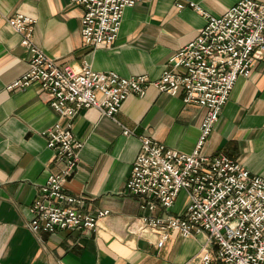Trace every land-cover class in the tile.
<instances>
[{
  "label": "crops",
  "instance_id": "crops-1",
  "mask_svg": "<svg viewBox=\"0 0 264 264\" xmlns=\"http://www.w3.org/2000/svg\"><path fill=\"white\" fill-rule=\"evenodd\" d=\"M238 1L142 0L125 9L114 44L94 47L83 41L80 5L70 0H0V264H197L207 241L205 233L183 237L173 232L159 248L156 235L126 230L145 213L142 199L125 188L141 137L190 154L207 112L199 104L185 103L183 92L172 96L154 86L143 97L129 96L113 117L90 107L75 118L74 134L83 146L65 186L85 198L89 211H109L96 229L39 235L30 229V206L48 176L61 167L47 147L46 134L59 115L39 83L8 89L29 69L30 60L9 19L19 13L33 18L34 42L58 65L78 68L87 63L96 71L157 79L207 22L190 2L219 16ZM125 129L132 134H124ZM201 151L225 154L264 178V61H256L248 77L238 78ZM187 202L181 192L172 212L183 213Z\"/></svg>",
  "mask_w": 264,
  "mask_h": 264
},
{
  "label": "built area",
  "instance_id": "built-area-1",
  "mask_svg": "<svg viewBox=\"0 0 264 264\" xmlns=\"http://www.w3.org/2000/svg\"><path fill=\"white\" fill-rule=\"evenodd\" d=\"M70 1L83 9L84 43L108 47L118 37L125 9L142 0ZM189 6L205 15L207 22L169 59L157 79L96 71L87 63L78 68L58 65L34 42L33 18L19 13L9 19L30 60L29 69L8 89L25 90L39 83L59 115L46 134L47 147L55 151L61 167L48 176L30 206L28 225L34 233L93 231L109 214L108 210L89 211L85 198L65 186L83 146L74 134L75 118L90 107L113 117L129 96L143 97L154 86L172 96L183 92L185 103L199 104L207 112L198 145L190 154L151 136L141 137L125 188L142 199L145 213L128 223L126 230L156 235L159 248L173 232L183 237L205 233L207 241L197 264H264V178L225 154L201 151L238 78L248 77L255 62L264 61V1L240 0L219 16L194 2ZM124 134L132 131L125 129ZM181 192L188 202L183 213L175 214L172 208Z\"/></svg>",
  "mask_w": 264,
  "mask_h": 264
}]
</instances>
